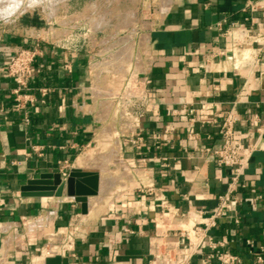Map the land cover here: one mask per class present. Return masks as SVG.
Listing matches in <instances>:
<instances>
[{"label": "crops", "instance_id": "1", "mask_svg": "<svg viewBox=\"0 0 264 264\" xmlns=\"http://www.w3.org/2000/svg\"><path fill=\"white\" fill-rule=\"evenodd\" d=\"M139 22L152 63L134 88L147 98L136 129L115 104L131 81L128 66L121 72L93 67L94 55L110 48L98 41L99 32L86 46L84 36L21 19L0 26V69L20 48L39 46L32 89L20 102L15 79L0 74V264H45L56 254L68 256L69 264H151L166 232L176 237L196 210L213 207L226 191L232 168L220 166L213 149L228 112L238 115L236 136L243 142L264 125V59L236 70L222 63L235 26L264 32V0H157ZM191 118L194 138L186 128ZM171 123L175 128L167 131ZM137 134L141 148L133 142ZM75 167L100 174L87 213L66 192L22 194L41 173L68 175ZM237 195L241 224L224 219L215 236L241 264H264L257 258H264V150L254 152ZM190 264H200V257Z\"/></svg>", "mask_w": 264, "mask_h": 264}, {"label": "built area", "instance_id": "2", "mask_svg": "<svg viewBox=\"0 0 264 264\" xmlns=\"http://www.w3.org/2000/svg\"><path fill=\"white\" fill-rule=\"evenodd\" d=\"M250 7L252 10L259 8L255 3H250ZM256 24L258 28L263 27V21L261 20L257 21ZM241 29L245 33L243 38L239 32ZM255 30L254 27H246L240 24L235 26L234 30L227 32L232 36L233 40L232 50L230 52H222L224 54L222 62L224 69H243L251 67L264 59V32ZM143 39L141 38L142 52L139 53V57L144 63V68L140 69L136 65V69H134L129 78V81L131 80L129 84L124 90L118 91L115 95L117 114L124 123L134 126V129L139 124L138 119L141 116L143 107L147 105L145 93L137 94L134 88L138 86L136 84L138 78L146 72L147 67L152 63L151 58L145 53V44L142 45L145 42ZM38 52V45L34 48H20L9 64L4 69H0V74L5 72L17 82L18 85L14 92L17 95L16 100L18 102H20L22 95H27L24 94L25 91L32 89L29 85V80L36 71L34 62ZM142 53H145V57L142 56ZM104 61L105 64L108 62ZM100 65V61H93L94 68H98ZM42 91L46 92V88L42 89ZM202 106L204 108L207 107L206 103H203ZM25 120L29 121L28 112ZM191 121H194V118H191L186 128L189 137L194 138L196 133ZM238 121L239 117L235 112H228L219 130L221 143L213 149L217 163L220 166L232 168L229 179L225 181L227 185L226 191L216 196L217 203L213 207L196 210L195 214L189 217L187 222L181 226L180 232L176 237H172L169 232H166L156 253L152 256L151 264H169L171 261L174 264H190L196 255L200 257V264L242 263V257L227 248L226 243L218 240L214 233L224 219L237 225L241 224L242 215L238 209L240 199L237 195V190L250 166L254 152L264 150V125L257 127V136L252 142H243L236 136V124ZM254 123L258 125V122ZM174 128V123H171L167 131H172ZM133 142L137 144V148H141L144 138L141 134H137ZM66 175L67 173L63 172V176ZM200 215H206L205 220L202 222L198 218ZM51 249H49V255L52 252ZM257 258L259 262L264 260L262 255H258Z\"/></svg>", "mask_w": 264, "mask_h": 264}, {"label": "rangeland", "instance_id": "3", "mask_svg": "<svg viewBox=\"0 0 264 264\" xmlns=\"http://www.w3.org/2000/svg\"><path fill=\"white\" fill-rule=\"evenodd\" d=\"M155 3L157 0H56L53 4H46L44 8L26 11L19 20L21 19L27 25L53 27L56 32H69L72 38H77L78 35L84 36L86 46L92 44L93 34L99 32L98 41L102 39L103 47L110 46V48L94 55L93 61H101L103 68H114L116 72H121L128 66L129 78L136 69V65L140 68L141 64L138 53V43L141 38L139 21ZM144 44L145 42L142 43ZM126 48H128L127 52ZM142 56L145 55L142 53ZM104 60L108 62L105 64ZM125 86L126 84L120 91L124 90ZM106 171L110 176L118 174L117 170L110 172L107 169ZM62 196L64 193L57 197ZM51 247L50 244L44 246L45 251Z\"/></svg>", "mask_w": 264, "mask_h": 264}, {"label": "water", "instance_id": "4", "mask_svg": "<svg viewBox=\"0 0 264 264\" xmlns=\"http://www.w3.org/2000/svg\"><path fill=\"white\" fill-rule=\"evenodd\" d=\"M100 174L96 169L72 168L68 175L61 172H44L22 187L23 195L60 196L64 192L80 203L82 213L88 212L89 196L99 193ZM45 264H69V257L56 254L48 256Z\"/></svg>", "mask_w": 264, "mask_h": 264}, {"label": "clouds", "instance_id": "5", "mask_svg": "<svg viewBox=\"0 0 264 264\" xmlns=\"http://www.w3.org/2000/svg\"><path fill=\"white\" fill-rule=\"evenodd\" d=\"M56 0H0V26L14 24L19 17L29 10L44 8Z\"/></svg>", "mask_w": 264, "mask_h": 264}]
</instances>
